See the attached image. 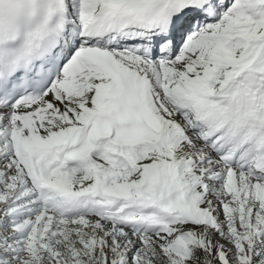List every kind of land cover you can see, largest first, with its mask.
<instances>
[{"label":"snow or ice","instance_id":"6c2138e0","mask_svg":"<svg viewBox=\"0 0 264 264\" xmlns=\"http://www.w3.org/2000/svg\"><path fill=\"white\" fill-rule=\"evenodd\" d=\"M0 264H264V0H0Z\"/></svg>","mask_w":264,"mask_h":264}]
</instances>
